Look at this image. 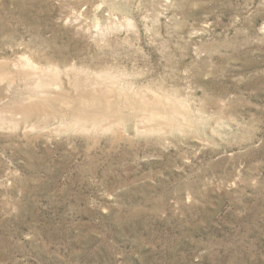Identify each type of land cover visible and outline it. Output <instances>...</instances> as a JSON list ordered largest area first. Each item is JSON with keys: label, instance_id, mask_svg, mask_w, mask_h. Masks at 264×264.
<instances>
[{"label": "rangeland", "instance_id": "1", "mask_svg": "<svg viewBox=\"0 0 264 264\" xmlns=\"http://www.w3.org/2000/svg\"><path fill=\"white\" fill-rule=\"evenodd\" d=\"M0 264H264V0H0Z\"/></svg>", "mask_w": 264, "mask_h": 264}, {"label": "bare ground", "instance_id": "2", "mask_svg": "<svg viewBox=\"0 0 264 264\" xmlns=\"http://www.w3.org/2000/svg\"><path fill=\"white\" fill-rule=\"evenodd\" d=\"M47 74V73H46ZM49 79V78H48ZM45 83V82H44ZM109 88V87H108ZM32 110V109H31ZM27 114V113H26ZM32 114V113H31Z\"/></svg>", "mask_w": 264, "mask_h": 264}]
</instances>
